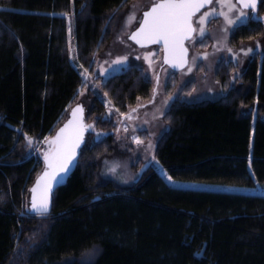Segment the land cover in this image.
<instances>
[{"label": "trees", "instance_id": "16d2710c", "mask_svg": "<svg viewBox=\"0 0 264 264\" xmlns=\"http://www.w3.org/2000/svg\"><path fill=\"white\" fill-rule=\"evenodd\" d=\"M132 1L0 0V264H264V194L173 185L158 171L180 181L264 187V55L239 68L220 60L219 97L173 99L155 164L128 184L103 179L100 162L115 150L114 115L148 104L152 82L129 65L103 81L105 98L88 88L76 167L52 193L50 213L30 212L29 189L45 158L34 148L53 139L78 103L83 75ZM263 14L259 0L229 45L262 36ZM204 42L203 49L211 44Z\"/></svg>", "mask_w": 264, "mask_h": 264}, {"label": "rangeland", "instance_id": "374dc122", "mask_svg": "<svg viewBox=\"0 0 264 264\" xmlns=\"http://www.w3.org/2000/svg\"><path fill=\"white\" fill-rule=\"evenodd\" d=\"M225 2L235 5L232 11L221 6ZM152 3L153 0H133L129 4L122 16L119 31L107 48L96 55L93 70L88 78L83 75L87 85L77 98V101L82 103L85 109L90 105V99L88 98L90 88L94 89L97 95L105 98L102 93H99L103 81L109 75L119 72L129 65H137L142 68L146 78L152 82L154 95L148 104H144L145 100H140L136 104L138 109L132 111V108H130L125 115L118 113L113 118L116 124L114 134L115 150L112 155L101 160L100 176L103 179H111L120 184L132 182L139 177L148 165L155 164L154 151L156 143L166 128L162 121V115L173 99L201 100L219 97L224 91L215 79L214 70L220 60L233 61L239 68L243 67L252 55L257 54L259 57L264 55V33L256 39L240 42L236 47L229 45V36L235 26L246 22L252 12L242 9L236 0H212L208 7L193 17L195 32L187 42L189 62L184 69L177 72L175 80H172V70L162 62L160 46L138 47L128 39L130 31L139 23L142 12ZM241 11L249 13V15L244 17L242 22L234 25H230L225 17L220 15L221 12L226 13L231 20L237 21ZM205 12H215L216 14L208 16L206 21L200 24L198 21ZM129 16H135V20L131 24H126ZM201 28L204 30L203 35H201ZM205 38L210 39L211 44L208 48L203 49L202 44L205 43ZM201 46L202 48H200ZM249 49H252V51L248 52ZM145 57H148V59H145ZM121 58H126L123 64L112 63ZM236 74L232 75V79ZM170 80L171 82L175 81V83L168 95L166 89ZM105 102L107 113L111 114L113 106L107 100ZM53 139L44 140L43 143L34 148V152L40 154L48 152L53 146L50 145L49 141ZM137 141H140V143H137ZM112 169H115V171H112ZM158 171L168 183L173 185L210 187L264 194V187L260 184L248 187L180 181L172 178L169 180L170 176L161 167L158 168Z\"/></svg>", "mask_w": 264, "mask_h": 264}, {"label": "snow or ice", "instance_id": "6c2138e0", "mask_svg": "<svg viewBox=\"0 0 264 264\" xmlns=\"http://www.w3.org/2000/svg\"><path fill=\"white\" fill-rule=\"evenodd\" d=\"M239 2L242 9H249L250 12H255L257 9L258 0H239ZM260 2L264 3V0H260ZM209 3H212V0H161L159 3L153 0L150 10L145 11L143 14L140 27L129 36V39H132L142 47L145 46V41L154 44L162 42L165 52L171 53L174 58H179L182 63V54L186 50L181 46L183 40L188 39L189 34L193 31L192 17ZM221 6L227 7L229 11H232L235 7V5L228 2L222 3ZM215 14V12H205L198 22L203 24L208 16ZM220 15H223L230 25H234L238 22H242L244 17L248 16L249 13L241 11L237 21L231 20L226 13L221 12ZM133 20H135V16H129L126 24H131ZM203 34L204 30L201 28V35ZM251 51L252 49L248 50V52ZM245 54L247 55L248 53ZM125 59L126 58L117 59L112 63L120 65L124 63ZM145 59H148V57H145ZM165 62L172 63L167 55L165 57ZM172 66L175 67L177 65L172 63ZM80 111H82V109L79 107L74 109L72 113L73 116ZM133 111H135V109H133ZM69 123L71 124L72 122L70 121ZM67 127L66 125L53 140L49 141L50 145L55 146V149L45 153V161L48 167L53 169V171L51 173L45 172L44 177L50 176L51 180L56 182H59L61 178L60 173H65L69 170L71 161L75 156V150L79 147L82 139L83 125H80L71 137H64L62 139V135ZM88 127L90 128L91 125H88ZM28 143L29 145L32 143L30 138L28 139ZM137 143H140V141H137ZM112 171H115V169H112ZM44 177H41V179ZM168 179L171 180V177ZM51 187V183L45 185L47 190H50ZM32 191L35 193L36 189L33 188ZM30 211L41 216L47 214L49 211L48 198L42 196L37 200L34 195Z\"/></svg>", "mask_w": 264, "mask_h": 264}, {"label": "water", "instance_id": "95a60500", "mask_svg": "<svg viewBox=\"0 0 264 264\" xmlns=\"http://www.w3.org/2000/svg\"><path fill=\"white\" fill-rule=\"evenodd\" d=\"M155 2L156 3H159V2H161V0H157ZM236 2L241 7V4H240L239 0H236ZM258 3H259V0H258ZM258 3H257V5H258ZM210 4L211 3L206 4V6L204 8H201L199 12H201L203 9H205L206 7H208ZM151 6H152V4L147 9H145L142 12V15H141V18H140L139 23L136 25V27L134 29H132L130 31V33L128 34V39H129V36L140 27V23L142 22L144 12L147 11V10H150ZM245 10L250 11L249 9H245ZM199 12H196L195 15L198 14ZM256 13H257V9H256L255 12H252V16L255 17L256 16ZM195 15H193V17ZM193 17H192V28H193V31L189 34V38L188 39L183 40L182 46H181L184 50H186L182 54V60H183L182 63L180 62V59L179 58H174L171 53H166L165 52L164 45H163L162 42L159 43V44H154V43H148V42L145 41L144 42L145 46H143V47H148V46H151V45H158V46H160L161 47V50H162V57L161 58H162L163 64H166L172 71H180V70L184 69L188 65V62H189V48H188L187 42L193 37L194 32H195V27H194V24H193ZM129 40L132 41L138 47H142L140 44H137L132 39H129ZM166 55L169 57V60L172 61V63H175L177 66L174 67V66H172V63H166L165 62ZM77 107H79L80 109H82V111L77 112L76 115L73 116V114H72L73 113V110L76 109ZM70 121L72 122L71 124L69 123ZM66 125L68 127H67L66 131L62 135V139L64 137H71L73 135L74 131L80 125H83L82 139H81V142L79 144V147L76 148V150H75V156H74L73 160L71 161L69 170L67 172H65V173H60V177L61 178H60L59 182L52 181L51 178H50V176L44 177V173L45 172L51 173L53 171V169H51V168L48 167V165H47V163L45 161V158H44V162H43L44 163V166H43L42 170L40 171V173L34 179L32 185L30 186V189H29V208L30 209H31V204H32V198H33L34 195L37 198V200H39L42 196H46L48 198V201H49V211H48V213H50V211H51V205H52V193L59 186H62V185H64L66 183L68 177L70 176V174L74 171V169L76 167V163H77V159H78V155H79V150L81 149V147L84 144L85 136H86V133H87V127H86V124H85V108L82 105V103H79L78 102V103H76V104L73 105V107L69 110L67 117L64 119V121L55 130L54 138L57 136L58 133L61 132V129H64L65 128ZM54 149H55V146L53 145L51 151L54 150ZM41 177H44V178L41 179ZM48 183H51L52 184V187H51L50 190H47L45 188V185L48 184ZM33 188L36 189L35 193L32 191ZM30 212L33 213V214H35L32 211H30Z\"/></svg>", "mask_w": 264, "mask_h": 264}]
</instances>
